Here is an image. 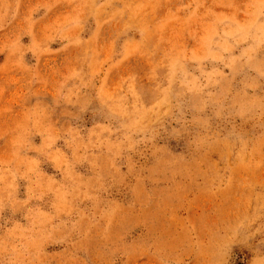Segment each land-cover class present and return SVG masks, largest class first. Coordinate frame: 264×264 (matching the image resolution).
<instances>
[{"label": "rangeland", "instance_id": "obj_1", "mask_svg": "<svg viewBox=\"0 0 264 264\" xmlns=\"http://www.w3.org/2000/svg\"><path fill=\"white\" fill-rule=\"evenodd\" d=\"M0 264H264V0H0Z\"/></svg>", "mask_w": 264, "mask_h": 264}]
</instances>
